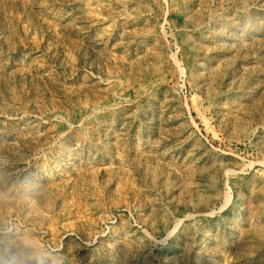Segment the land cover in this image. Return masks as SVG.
<instances>
[{
  "label": "rangeland",
  "instance_id": "obj_1",
  "mask_svg": "<svg viewBox=\"0 0 264 264\" xmlns=\"http://www.w3.org/2000/svg\"><path fill=\"white\" fill-rule=\"evenodd\" d=\"M0 264H264V0H0Z\"/></svg>",
  "mask_w": 264,
  "mask_h": 264
}]
</instances>
